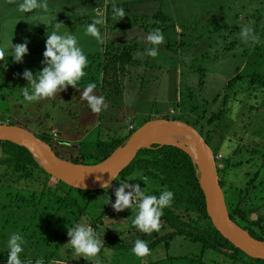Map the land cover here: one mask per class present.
I'll return each instance as SVG.
<instances>
[{
  "label": "rangeland",
  "instance_id": "rangeland-1",
  "mask_svg": "<svg viewBox=\"0 0 264 264\" xmlns=\"http://www.w3.org/2000/svg\"><path fill=\"white\" fill-rule=\"evenodd\" d=\"M80 1L84 0H47L48 27L52 20L59 18L58 15L68 12V3L72 6L69 11L79 12L76 8L80 6H76V2ZM85 1V4H93L95 9H90V6L85 8V18L74 22L78 25H61L62 30L77 35L80 44L94 39L85 36L82 30L101 15L107 21V30L134 29L138 32L135 34L143 35L145 32L138 30L137 26L148 28L154 24V18H113L114 7L123 6L135 11L140 2L160 3L161 14L166 17L161 26L164 28L165 43L159 47L157 57L144 54L150 47L147 41L138 46L127 40L123 42L126 46L118 48H124L129 54V48L133 51L135 46L140 54L143 46L141 58L147 61V65L158 67L152 73L133 74L136 80L139 77L137 83H126L121 79L123 84H117L120 76L115 71L116 66L110 68L111 63L106 65L107 61H115V58L109 60L106 53L117 56L118 51L108 47L104 50V46L101 53L87 56L86 76L78 84L77 90L69 86L54 98L26 106L20 94L27 84L22 73L25 69L34 73L41 69L47 25L28 23L24 14L17 11L18 0H0V49L5 60L0 61V124L25 127L32 133L49 138L61 157L77 159L89 165L95 162L91 156L92 145L108 139L101 128L91 131L90 122L82 115L90 110L82 99L88 83L97 85L94 90L97 96L101 92L107 99L114 93L110 103L117 105V109L114 107L107 111L120 119L121 126L129 124L124 138L130 137L150 120H189L197 124L198 130L194 129L199 131L215 154L217 166L222 171L220 180L223 191L232 209L239 207L245 210L246 224L255 234L264 237V0H126L123 5L109 0ZM245 26L254 29L259 43L252 45L242 41L240 29ZM25 38L33 47L23 58V63H14L9 56L11 49L8 48L12 44L23 43ZM5 67L7 70H4ZM85 131H90L88 138L66 154L68 150L65 148L71 144H64V141L75 136L73 133L81 135ZM54 134L57 139L53 138ZM142 176L150 178L148 186L139 179ZM133 178L136 179L130 183H139L141 188L146 186L149 194L159 196L161 192L169 190L162 186L160 180L152 179L145 172L135 171L126 180ZM4 184L10 187L0 184V264H7L5 241L12 233L24 236L26 244L22 259L33 264L38 259H43L44 264H95L84 258L77 260L71 250L63 248L69 240L67 230L72 223L84 221L90 224L104 242L112 244H134L137 238L145 239L150 244L173 232L162 220L159 232L151 235L139 233L133 228L130 209L118 213L111 207L116 199L114 193L120 185H112L108 191L104 189L96 196L88 214L75 221L62 210L53 214L42 207L36 212L6 208L16 201L18 192L27 190V185L11 180ZM108 197L110 203L107 204ZM173 211L193 228L212 225L211 221L189 207ZM187 240L177 238L169 248L162 244L143 258L134 256L132 252H117L103 247L98 259L100 264H144L146 261L151 264L157 257L165 259L159 264H232L227 256L213 250L205 251L201 258V247ZM57 243L63 245L51 255L50 244Z\"/></svg>",
  "mask_w": 264,
  "mask_h": 264
},
{
  "label": "trees",
  "instance_id": "trees-1",
  "mask_svg": "<svg viewBox=\"0 0 264 264\" xmlns=\"http://www.w3.org/2000/svg\"><path fill=\"white\" fill-rule=\"evenodd\" d=\"M154 20V24L148 26V28L145 26V30L149 33L156 28L164 31V28H161V26L165 23L166 17L159 13V15L154 17ZM107 55L109 57L111 54L109 55L108 53ZM112 58H115V61L124 60L123 56H113ZM125 59L129 58L126 57ZM176 120L185 122L198 130L197 124L189 120ZM24 129L26 128L24 127ZM35 135L52 147L49 138L42 137L38 134ZM128 138L129 137L111 138L93 144L91 156L94 157L95 162L89 165H96L108 159L115 150L125 144ZM52 149L61 159L70 161L74 164L87 165V163H82V161L80 162L77 159L63 158L53 147ZM0 150L2 153L0 157V184L5 187H10L5 185L4 182L11 180L16 184L23 183L27 185V190H25V192H21L24 190L18 192L15 197L16 201L11 202L6 208L14 207L17 210H34L36 212L42 207L47 212L53 214H57L58 211L62 210L72 216L75 221H78L88 214L96 196L104 192V190L86 192L65 185L47 174L40 166L38 160L35 159L28 150L16 144L0 142ZM135 171L145 172L152 179L160 180L162 186L168 187V189L174 193L172 206L165 208L164 214L161 217L164 225L171 228L173 232L162 238H157L148 244L150 250L162 244H164L166 248H169L172 241L177 238H182L188 239L187 241L199 245L201 247V254H203L204 251L213 250L227 255L228 258L233 260L239 257V259H244L247 263L264 264V261L253 260L240 250L234 248L212 225L207 228H193L185 224L179 216L174 213L173 210H182L189 207L196 214L210 221L206 213L205 198L199 184L197 169L186 153L175 147H160L157 145L153 146L151 149L142 150L137 154L131 165L115 180L113 185H119V180L125 181ZM221 173L222 171L218 168L219 181L223 189V183L220 180ZM225 199L231 221L242 230L248 232L254 239L264 241V237L255 234L252 228L246 224L248 222L246 220V211L239 207L232 209V204L229 203L228 198L225 197ZM50 245H52L51 255H54L63 244L57 243ZM132 247L133 244H112V242H104V248L117 252H131Z\"/></svg>",
  "mask_w": 264,
  "mask_h": 264
},
{
  "label": "clouds",
  "instance_id": "clouds-1",
  "mask_svg": "<svg viewBox=\"0 0 264 264\" xmlns=\"http://www.w3.org/2000/svg\"><path fill=\"white\" fill-rule=\"evenodd\" d=\"M17 11L24 14L25 19L30 24L36 26L39 24L47 25L41 69L35 73L32 70L25 69L22 73V78L27 82L20 93L25 105L54 98L69 86L77 90L78 84L86 76L85 69L88 67V57L80 46L77 35L68 30H62L61 24L58 22L49 31L47 0H18ZM28 13L33 14L26 16ZM125 16L126 12L123 8L114 7L113 18L122 19ZM103 23L102 17L94 18L86 26L84 35L94 38L100 45L105 44L106 36L101 33V29L98 27V25ZM240 37L246 44L255 45L260 42L252 27L245 26L241 28ZM146 40L150 47L145 50L144 54L152 58L157 57L159 46L165 43L163 32L159 28L153 29L147 35ZM28 43V39L25 38L23 43L11 45L9 56L12 57L14 63H23V58L29 52ZM3 56L4 53L0 52V61H5ZM4 70H7V68L5 67ZM96 88L97 85L95 83H88L83 90L82 99L87 102L93 113L99 114L108 105L105 103L104 96L94 94ZM112 177L115 179V175H112ZM134 179L136 178L119 183L120 186L114 193L116 199L111 204V207L118 213L130 209L132 213L131 226L139 233L151 235L153 232H159L164 209L172 206L174 193L170 190H165L159 196L149 194L146 186L151 183L150 178L147 176L139 178L146 185L144 188H141L139 183H130ZM103 187L108 191L112 185L105 182ZM108 203H110L109 197ZM67 235L69 240L63 246L66 251L71 250V254L77 260L84 258L87 261H94L95 264H100L98 256L104 247V240L103 237L98 235L95 228L84 221H79L78 224L75 222L68 226ZM25 244V238L20 233H12L7 237L5 241V248L8 253L7 264H33L32 261L22 259V254L25 252ZM131 252L138 258L151 254L148 242L140 238L134 241ZM34 264H44V261L43 259H38Z\"/></svg>",
  "mask_w": 264,
  "mask_h": 264
},
{
  "label": "water",
  "instance_id": "water-1",
  "mask_svg": "<svg viewBox=\"0 0 264 264\" xmlns=\"http://www.w3.org/2000/svg\"><path fill=\"white\" fill-rule=\"evenodd\" d=\"M173 130L186 139L204 160L207 177L198 175L204 194L206 213L215 230L234 248L253 260L264 261V241L254 239L248 232L239 228L229 217L223 189L220 185L215 154L203 137L191 126L179 121L151 120L138 128L125 144L115 150L105 161L96 165L74 164L59 158L52 147L32 132L14 125L0 124V142H10L28 150L38 160L44 171L65 185L81 191L98 192L104 190L105 182L113 185L120 174L135 160L137 154L157 145L175 147L186 153L197 168L194 158L188 150L179 145L153 142L157 132ZM123 151L119 163L112 167L110 161L115 153ZM40 158H39V157ZM78 170L81 171L78 175ZM109 172L106 178L100 174ZM115 175V179L112 177Z\"/></svg>",
  "mask_w": 264,
  "mask_h": 264
},
{
  "label": "crops",
  "instance_id": "crops-1",
  "mask_svg": "<svg viewBox=\"0 0 264 264\" xmlns=\"http://www.w3.org/2000/svg\"><path fill=\"white\" fill-rule=\"evenodd\" d=\"M109 1H111V3H114V4H116V3L117 4H122V3H126L127 2L126 0H109ZM85 3H87V1H85V0L84 1H80V3L76 2V6H80L79 8H76V10L79 11V12L69 11V7L72 8V6L69 5L71 3L66 4V8H67L68 12H70V13L67 14L68 13L67 12L66 14L58 15L59 18L56 19V20H52V22L50 23V27H48V28H54L55 24L57 22L60 23L61 25H68V24L70 25L71 23H74L78 19L85 18L84 17L85 16V13H84L85 12V8L90 6V9L91 8L93 10L95 9V8H93L94 7L93 4H85ZM140 3H141V5L135 11L131 10V9H127L126 7L121 6V8H123L125 10L126 16L128 17V19H134V18H142V19L143 18H146V19L150 18V19H153L154 17L159 15V13L161 14L163 12L161 10L162 9V5L160 3H158V2H156V1L144 2V3L140 2ZM100 4L102 5L103 2H101ZM74 11H75V9H74ZM98 12H102V11L98 10ZM100 17L103 18L102 15ZM103 20H104V18H103ZM75 25H78V24L76 23ZM105 25H107V21L106 20H104L103 24L98 25V27L102 30V33L105 34V36H106V43L105 44L100 45V44H98L97 41H95V39L90 40L86 44H84V43L80 44V46L84 49L85 54L87 56L88 55L93 56L94 54H98V52L101 53L100 51L102 50V48L104 46H105L104 50H107V47L111 48L112 50L117 49V50H115V51H118L117 56H119V57L123 56L124 60L123 61H112L111 60V61H107V63H106V65H109L111 63L110 64V68L113 67V66H116L115 71H117V74L120 76L119 83H117V84H123V81L124 82L126 81V83H130V82L132 83V82L136 81V83H137V81L139 80V77L137 76V80H136V76L133 77V74H137V72L138 73L139 72L140 73H147V72L152 73V72H154L153 70H155V68H157L158 66H156V67L154 66V68H153V67H151L152 65H147V61L143 60V58H141V56H140V55H142V52H143L142 51L143 46L142 47L140 46L141 47L140 54L137 53L136 50L138 48L136 49L135 46H133L135 48V50H133V51H132V49L129 48V50H128L129 54L126 53L127 50H124V48H120L121 50H118L119 46L123 47V46L127 45V44L123 43V42H126L127 40L131 41L132 45H138V46L142 45V44L144 45V43H146V41H147L146 38H144V37L147 36L146 33L149 34L148 31H146L145 29H143V27H141V25H139V26H137L138 30H140L141 32H145V33H143V35H139V34H135V33H138V32H137V30L134 31V29H130V31H127V30H124V29L123 30L118 29L117 31H113L112 29L111 30L105 29V27H106ZM41 31H44V30L41 29ZM83 31L84 30H82V32ZM29 44H28V49L31 50L33 46H30ZM43 45H44L43 48L45 49V44H43ZM159 47H162V45H160ZM10 49L11 48H8V50H10ZM36 49H34V52L37 54V50ZM0 52H1V49H0ZM106 55H107V53H106ZM113 56L114 55L109 56V57L107 56V57L110 60ZM126 57L129 58V59H125ZM140 68H142V69H140ZM115 74H116V72H115ZM125 74H127V76ZM121 79L123 81H121ZM155 79H156V76H155ZM113 94L114 93H112L110 96H109V94L106 95V96H109L107 99H105V103L108 105V107L105 110H103L101 113L96 114V113H93L91 110H89L87 113H83L82 114V115H84L86 120H88L90 122V127L92 126V129H90V130L91 131L92 130L96 131L99 128H101V130L103 131L102 134L105 135L107 137V139L123 138L128 133L127 126L129 124L121 126V124L119 123L120 119L119 118H115L112 113L107 111L109 108H114L115 107V109H117V105H114V104L110 103L112 101V100L110 101V99H112L111 97L113 96ZM99 96H102L101 92L99 93ZM83 133H80L81 135H78L77 133H73V134H75V136L70 137L68 139V141H64V140L61 139V142L64 141V144L65 143L68 144V145L71 144L70 146H67V148H65V149L68 150V152H66V154L70 153L69 151L74 149L75 147H79L82 144V141H85V139L88 138V136L90 135V131H85ZM68 147H70V149H68ZM77 153H79V151ZM157 247H155L154 249H156ZM154 249H152V250H154ZM201 253L202 252L200 251V256L202 258L203 254H201ZM220 254L225 255L223 253H220ZM226 256L227 255H225V257ZM166 257H167V255H166ZM228 259H229V261L232 264H236V263L237 264H252V263L245 262L244 259L243 260L239 259V257L236 260H233L231 258H228ZM164 260L165 259H159V257H157V259L154 260L153 262H151V264H159V263H161ZM144 264H149V262L146 261Z\"/></svg>",
  "mask_w": 264,
  "mask_h": 264
},
{
  "label": "bare ground",
  "instance_id": "bare-ground-1",
  "mask_svg": "<svg viewBox=\"0 0 264 264\" xmlns=\"http://www.w3.org/2000/svg\"><path fill=\"white\" fill-rule=\"evenodd\" d=\"M154 141L158 142V143H169V144L179 145L180 147H183L186 150H188L189 153L192 154L194 161L197 164L196 169H197V174L199 175V177H201V178L207 177V171L205 169V164H204L203 158L201 157V155L199 154V152L197 150H195L194 148L189 146L190 144L187 142V140L182 138L179 135V133H177L173 130L159 131V133L157 132V135L154 136L153 142ZM122 154H123L122 150H119L117 153L114 154V156L112 157V159L110 161V164L112 165V167H115L119 163V161L122 157ZM80 172L81 171L78 170V175L83 176L84 174H80ZM107 175H109L108 171L106 173L100 174L98 176V178H106Z\"/></svg>",
  "mask_w": 264,
  "mask_h": 264
},
{
  "label": "built area",
  "instance_id": "built-area-1",
  "mask_svg": "<svg viewBox=\"0 0 264 264\" xmlns=\"http://www.w3.org/2000/svg\"><path fill=\"white\" fill-rule=\"evenodd\" d=\"M54 139H57V135L56 134H54V137H53Z\"/></svg>",
  "mask_w": 264,
  "mask_h": 264
}]
</instances>
